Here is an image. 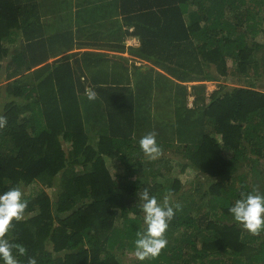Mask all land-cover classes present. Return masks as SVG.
Masks as SVG:
<instances>
[{"label": "trees", "instance_id": "1", "mask_svg": "<svg viewBox=\"0 0 264 264\" xmlns=\"http://www.w3.org/2000/svg\"><path fill=\"white\" fill-rule=\"evenodd\" d=\"M70 1L74 20L57 19L50 36L38 0H0V194L19 187L27 201L4 234L26 250L13 249L18 264H264V229L229 212L241 193L264 191V0ZM107 34L151 65L92 50L49 62ZM206 82L218 88L207 94ZM149 133L156 159L139 150ZM190 168V186L167 177ZM145 189L183 204L158 257L125 261L146 227Z\"/></svg>", "mask_w": 264, "mask_h": 264}, {"label": "clouds", "instance_id": "2", "mask_svg": "<svg viewBox=\"0 0 264 264\" xmlns=\"http://www.w3.org/2000/svg\"><path fill=\"white\" fill-rule=\"evenodd\" d=\"M5 78V76L3 77ZM2 88L7 81L0 78ZM96 93L88 92V99L95 100ZM194 102V100H193ZM6 121L0 118V127ZM93 144L97 146L96 139L91 137ZM139 150L149 159H156L161 155V147L157 143L155 133H149L139 140ZM111 161V157H106ZM140 199L143 201L141 209L143 212V223L146 226L142 233H138L135 240V256L143 262L149 258H156L167 245L164 233L169 222L174 218L175 212L179 211V205L175 209L169 205V197L165 196L163 203H159L156 196L150 194L145 189ZM27 207V201L23 199V192L19 187L9 189L0 194V264H18L13 249H17L20 255L25 254V248L21 245L11 244L4 234L8 231L11 222L22 218ZM232 219L239 225L252 233H257L264 229V191L254 189L246 193H241L238 199L230 208ZM29 264H36L34 259L29 260Z\"/></svg>", "mask_w": 264, "mask_h": 264}, {"label": "rangeland", "instance_id": "3", "mask_svg": "<svg viewBox=\"0 0 264 264\" xmlns=\"http://www.w3.org/2000/svg\"><path fill=\"white\" fill-rule=\"evenodd\" d=\"M40 2V4L43 7V14L44 16H48L51 17V19L53 21H56L57 19H63L65 21H72L74 20L73 16L71 15V13L68 10L69 5L71 4L70 0H38ZM54 2H60V7H53ZM53 3V4H50ZM71 8V7H70ZM80 11H78V14L75 18L76 21L80 20ZM44 20V17L42 18ZM44 22H49V20L46 18L44 20ZM264 24V23H263ZM59 24V22L57 21L53 26L49 27L50 32H52L54 30L55 27H57ZM59 31H63V29H58L56 30L54 33L59 32ZM74 31V30H73ZM19 36L17 38V41L14 42L13 44H7L9 46H11L12 48V52L10 54V57H12L14 50L17 48H21V44L25 42L24 40V36H23V32L22 30H19ZM77 37H80V26L78 27V29L75 31L74 33ZM10 57H6V59H4V64L7 66V64L10 62L11 58ZM5 76V75H4ZM237 79H234L232 76L231 77H224L222 78V82H224L223 84H228L230 86H233L234 83H236ZM207 86H206V92L207 94H211L215 89L218 88V83L217 82H206ZM264 86V83H263ZM192 106V105H191ZM108 164L111 166V161H108ZM179 169V168H178ZM176 169V171L178 170ZM175 177L177 176L183 183H184V187L186 186H190L192 185L191 181H193L195 179V172L190 168L185 170L184 172L178 171V172H174L171 171V173H169L167 175V177ZM32 191V188L30 189ZM30 190H26V193H29ZM169 203L172 205H176L179 204L180 206L183 204V201H175V200H171L169 198ZM129 259L132 260H137L135 253L130 251L126 256H125V261H128Z\"/></svg>", "mask_w": 264, "mask_h": 264}, {"label": "crops", "instance_id": "4", "mask_svg": "<svg viewBox=\"0 0 264 264\" xmlns=\"http://www.w3.org/2000/svg\"><path fill=\"white\" fill-rule=\"evenodd\" d=\"M76 6V5H75ZM53 7H60V3L59 2H55V5L53 4ZM109 13V12H108ZM108 13H106V15L108 14ZM105 15V16H106ZM49 17V16H48ZM47 17V18H48ZM104 18V17H103ZM103 18H101V19H99V21H102L103 20ZM46 19V17H44V20ZM51 19V18H50ZM106 20H108V18L106 19ZM49 22H51V24H52V26L54 25V23L56 22V21H53L52 19H51V21H49ZM73 27H74V29H76L77 30V28H78V26L77 25H73ZM51 33L52 32H49L48 34L51 36ZM105 37H104V39H100L99 40V45L100 46H95L96 44H95V39H92L91 40V42H92V44H90V45H79V41L80 40H78V39H76L75 40V45L72 47L73 49L71 50V51H68L66 48H64L63 50H62V52H59V53H56V54H54V55H52L51 56V58H50V61L49 62H52L54 59H57V58H59V57H62V56H64V55H67V54H69L70 52H74V51H81V52H84V51H87V50H92V51H94V52H97V53H101V54H105V55H110V56H118V55H120V56H123V57H128L129 59H130V62L132 63L133 62V60H134V58H136V64L137 65H140V66H143L144 67V69H145V66H147V65H151V63L150 62H147L146 60H144V59H140V58H138V57H134V55L130 52V51H127V52H125V53H120V52H116L115 51V49H114V43H115V41L114 40H112V38H111V35H104ZM125 42H126V45L127 46H132V45H135V46H138L139 45V43H138V39L136 38V37H134V36H130V37H127L126 38V40H125ZM157 70H159L160 72H162V70L159 68V69H157ZM146 72H149V71H146ZM150 73V72H149ZM193 84V83H192ZM189 90H190V93H192L191 91H192V89H191V83L189 84ZM194 96L193 95H190L189 96V106H193V100H194ZM96 145H97V143H95Z\"/></svg>", "mask_w": 264, "mask_h": 264}, {"label": "built area", "instance_id": "5", "mask_svg": "<svg viewBox=\"0 0 264 264\" xmlns=\"http://www.w3.org/2000/svg\"><path fill=\"white\" fill-rule=\"evenodd\" d=\"M1 90H2V82H0V93H1Z\"/></svg>", "mask_w": 264, "mask_h": 264}]
</instances>
